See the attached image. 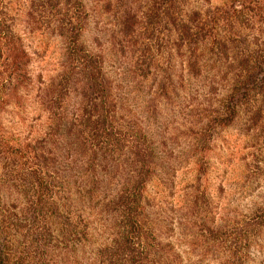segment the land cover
<instances>
[{
	"label": "trees",
	"instance_id": "1",
	"mask_svg": "<svg viewBox=\"0 0 264 264\" xmlns=\"http://www.w3.org/2000/svg\"><path fill=\"white\" fill-rule=\"evenodd\" d=\"M110 13L118 42L96 22ZM37 31L60 50L55 73L31 84L24 40ZM20 91L34 92L36 107L49 114L44 144L24 153L29 170L16 182L32 264H60L107 227L108 213H118L122 239L120 256L108 262L143 264L150 249L140 206L155 164L152 122L174 109L199 118L200 135L239 117L257 125L264 0H0V103H20ZM5 210L3 232L16 221ZM10 255L1 248L0 264Z\"/></svg>",
	"mask_w": 264,
	"mask_h": 264
},
{
	"label": "rangeland",
	"instance_id": "2",
	"mask_svg": "<svg viewBox=\"0 0 264 264\" xmlns=\"http://www.w3.org/2000/svg\"><path fill=\"white\" fill-rule=\"evenodd\" d=\"M96 22L107 34L114 29L111 13ZM111 34L113 41L120 40ZM47 38L37 31L24 40L31 58V84L56 71L60 49ZM31 94L20 91V103H0V215L8 208L16 220L4 232L0 229V249L11 253L6 264H32L20 235L26 227L20 221L23 197L16 192L20 187L16 182L29 170L24 153L44 144L49 114L36 107L35 93ZM187 113L160 111L151 125L155 164L140 206L141 234L150 250L142 263L232 264L236 259L233 264H264V113L252 129L239 117L205 135L199 133V118ZM116 214H105L107 227L94 229L60 264H122V259L108 262L114 253L120 256ZM15 223L21 225L16 228Z\"/></svg>",
	"mask_w": 264,
	"mask_h": 264
}]
</instances>
